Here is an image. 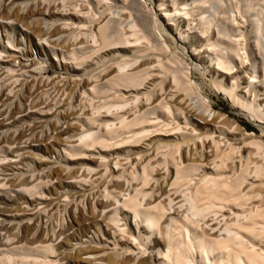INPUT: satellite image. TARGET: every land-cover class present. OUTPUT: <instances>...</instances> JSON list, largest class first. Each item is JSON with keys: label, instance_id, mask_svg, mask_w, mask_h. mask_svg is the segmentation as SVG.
<instances>
[{"label": "rangeland", "instance_id": "obj_1", "mask_svg": "<svg viewBox=\"0 0 264 264\" xmlns=\"http://www.w3.org/2000/svg\"><path fill=\"white\" fill-rule=\"evenodd\" d=\"M236 236L264 251V0H0V264Z\"/></svg>", "mask_w": 264, "mask_h": 264}, {"label": "bare ground", "instance_id": "obj_2", "mask_svg": "<svg viewBox=\"0 0 264 264\" xmlns=\"http://www.w3.org/2000/svg\"><path fill=\"white\" fill-rule=\"evenodd\" d=\"M257 79L258 76L255 75V80ZM150 222L155 225V223H158V220L153 218ZM230 247L229 256L231 258L229 264H264V251L258 249L257 245L253 242L248 243L243 238L236 236L232 240ZM180 261L186 264L183 259H180Z\"/></svg>", "mask_w": 264, "mask_h": 264}]
</instances>
